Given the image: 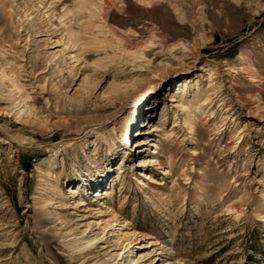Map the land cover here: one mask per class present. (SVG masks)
Masks as SVG:
<instances>
[{
  "label": "rangeland",
  "instance_id": "rangeland-1",
  "mask_svg": "<svg viewBox=\"0 0 264 264\" xmlns=\"http://www.w3.org/2000/svg\"><path fill=\"white\" fill-rule=\"evenodd\" d=\"M0 264H264V0H0Z\"/></svg>",
  "mask_w": 264,
  "mask_h": 264
},
{
  "label": "bare ground",
  "instance_id": "bare-ground-1",
  "mask_svg": "<svg viewBox=\"0 0 264 264\" xmlns=\"http://www.w3.org/2000/svg\"><path fill=\"white\" fill-rule=\"evenodd\" d=\"M173 102H175V101H173ZM153 131H155V129H153ZM126 139H127V137H126Z\"/></svg>",
  "mask_w": 264,
  "mask_h": 264
}]
</instances>
